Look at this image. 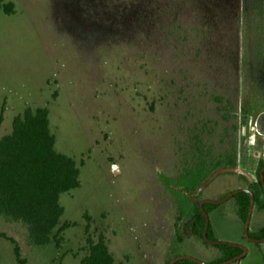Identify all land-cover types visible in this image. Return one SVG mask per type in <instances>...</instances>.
Listing matches in <instances>:
<instances>
[{
	"label": "rangeland",
	"instance_id": "obj_1",
	"mask_svg": "<svg viewBox=\"0 0 264 264\" xmlns=\"http://www.w3.org/2000/svg\"><path fill=\"white\" fill-rule=\"evenodd\" d=\"M7 3L0 138L26 108L45 107L55 150L79 171L78 187L59 196L65 227L48 244H29L23 225L0 217L26 264H80L99 236L114 264L219 258L221 249L181 233L196 198L221 201L210 225L250 256L227 196L246 185L239 165L255 176L264 161V0ZM196 142L206 160L235 152L237 164L184 193L179 174ZM13 247L0 237V264H19Z\"/></svg>",
	"mask_w": 264,
	"mask_h": 264
},
{
	"label": "trees",
	"instance_id": "obj_2",
	"mask_svg": "<svg viewBox=\"0 0 264 264\" xmlns=\"http://www.w3.org/2000/svg\"><path fill=\"white\" fill-rule=\"evenodd\" d=\"M0 9L5 14H11L13 4H4ZM54 144L55 136L50 130L48 109L45 107L35 110L26 108L21 115L13 118L11 132L0 138V217L23 225L29 244L38 247L48 244L54 238V230L64 229V225L58 228L63 213L59 196L79 185L75 160L57 152ZM195 144L196 160L190 164L185 163L179 174L181 191L184 193L186 190H198L214 171L233 170L237 164L235 152L206 160L198 142ZM228 194L227 198L234 200L239 221L247 226L246 236L254 243L263 241L264 226L250 232L248 224L252 207L264 209V161H259L257 165L254 182ZM189 202L187 219L181 225V233L216 246L221 249L222 256L203 262L183 255L175 257L170 264H225L244 254L242 245L218 241L207 221V215L215 210L220 200L196 198ZM0 237L14 244L16 260L19 264H26V260L20 257V249L15 240L1 231ZM80 264H114V258L102 236L96 242L89 243L88 252Z\"/></svg>",
	"mask_w": 264,
	"mask_h": 264
},
{
	"label": "crops",
	"instance_id": "obj_3",
	"mask_svg": "<svg viewBox=\"0 0 264 264\" xmlns=\"http://www.w3.org/2000/svg\"><path fill=\"white\" fill-rule=\"evenodd\" d=\"M239 167L243 168V171H239L237 169L238 170L237 172H238L240 178H242V180L246 184L245 186L240 187V188H245L250 183H252V182H254L256 180V174L254 176V175H252V172L247 171L244 167H241L240 165H239ZM254 217L256 218L255 221H254V224L256 225L255 226L256 230L259 229L260 227H263L264 224H260L261 222L259 221V219L264 217V209L258 210L255 207H252L250 218H249V224L252 221V218H254ZM249 224H248V227H249ZM240 231H241L242 235L246 234L245 226H243L242 223L240 225ZM213 232H214L215 238L218 241L237 243V242H233V241L219 239L217 237V232H216V228L215 227L213 228ZM250 242L256 248V249H254V252L252 254H250V256L248 255L249 249L247 248V249H245V252H244V254L242 256L238 257L234 261H231V262H228V263H225V264H264V240L259 242V243H254L253 241H250ZM237 244H240V245L244 246V244H241V243H237Z\"/></svg>",
	"mask_w": 264,
	"mask_h": 264
},
{
	"label": "water",
	"instance_id": "obj_4",
	"mask_svg": "<svg viewBox=\"0 0 264 264\" xmlns=\"http://www.w3.org/2000/svg\"><path fill=\"white\" fill-rule=\"evenodd\" d=\"M207 218V217H206ZM207 221H208V218H207ZM245 230H247V227H245Z\"/></svg>",
	"mask_w": 264,
	"mask_h": 264
}]
</instances>
